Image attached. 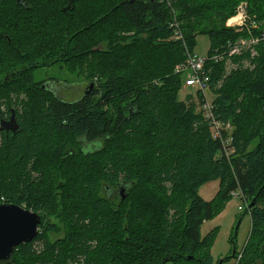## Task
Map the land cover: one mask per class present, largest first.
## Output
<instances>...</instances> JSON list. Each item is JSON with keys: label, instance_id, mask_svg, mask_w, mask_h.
<instances>
[{"label": "trees", "instance_id": "trees-1", "mask_svg": "<svg viewBox=\"0 0 264 264\" xmlns=\"http://www.w3.org/2000/svg\"><path fill=\"white\" fill-rule=\"evenodd\" d=\"M43 1L59 6L43 11L57 20L52 34L68 35L62 49L46 41L49 56L26 32ZM237 2L0 0V119L13 112L18 125L15 134L0 130V204L41 218L38 235L0 264H214L216 230L201 238L200 229L238 192L251 222L240 264H264V42L257 55L251 45L224 55L261 40L264 25L254 26L264 22V0H246L238 32L225 27ZM174 24L182 40H170ZM197 36L209 39L207 59L222 55L205 62L207 92L214 118L234 127L236 153L193 103L178 100L183 77L174 70ZM57 52L72 72L94 68L92 92L68 102L33 79L37 58ZM213 181L217 193L205 202L198 190Z\"/></svg>", "mask_w": 264, "mask_h": 264}, {"label": "rangeland", "instance_id": "rangeland-1", "mask_svg": "<svg viewBox=\"0 0 264 264\" xmlns=\"http://www.w3.org/2000/svg\"><path fill=\"white\" fill-rule=\"evenodd\" d=\"M85 2H81L77 5L76 12L77 17L79 18L80 15L78 13H81L84 9ZM234 13L238 11V9L242 8V15L245 18L246 11H248V6L246 0H238L237 4L235 5ZM50 7V9H49ZM58 4H53L49 1H43L39 8H38V16L34 17L30 25L27 26L26 32L30 34V38L33 39L35 47L33 49L36 51H45V54L48 55L50 52H47L43 45H45L46 41L48 45L55 44L62 46L61 49L66 45V39L68 37L67 33L65 31L59 32L57 35H54L52 33L56 32L58 30L57 26V20L54 15H51L50 17L48 14H46L48 11L53 10V8H58ZM67 7H71L67 5ZM48 8L49 10L45 13L43 11ZM245 8V9H244ZM245 12V13H244ZM53 13V12H52ZM44 14V15H42ZM82 14V13H81ZM232 15V16H233ZM236 15V14H235ZM31 16V15H30ZM231 16V17H232ZM255 15H252L251 17L254 19ZM32 17V16H31ZM233 16L232 18H234ZM229 20H226L225 27H229L231 29H234L235 31H239L242 26L239 25H228L230 23ZM257 19V18H255ZM233 22V21H232ZM231 22V23H232ZM259 22V21H258ZM260 25V26H259ZM259 25L256 22V25L254 26L256 31L262 30L264 22H259ZM235 26V27H234ZM48 36V37H46ZM47 38V39H46ZM263 39L259 40L256 39L254 42L255 44H252L250 46L251 51L257 55V50L254 48L255 46L263 43ZM46 43V45H47ZM89 43V42H88ZM90 44V43H89ZM51 47V51L53 50V46ZM209 47V39L206 36H197L196 37V45L194 48V53L197 56H200L204 58L207 54ZM96 48L94 47L92 51H94ZM35 51V52H36ZM37 51V54L39 53ZM245 51H248L246 49ZM62 52H57L56 54L51 55L49 61L47 62H40L43 60V58L39 57L37 58L36 62L38 66L42 65L43 67H40L33 73V79L36 82L39 81H45L47 80H58L59 83H56L54 86V92L57 94V96L64 100V101H75L81 98L85 92L87 91V94L92 92L93 89L96 87L94 80L87 78V76L90 73L94 72V68H86L85 74L79 73L77 70L74 72L67 69L65 62H60L61 59L59 58ZM49 56V55H48ZM41 59V60H40ZM40 60V61H39ZM64 60V59H63ZM47 64V65H46ZM46 66V67H45ZM250 67L248 63H244V68ZM234 69V66L227 62L225 63V71L226 73H230ZM65 89H64V88ZM209 103H212L214 97L210 92L206 93ZM205 95V96H206ZM199 94L197 92H194L193 90L189 89H181L178 95V100L181 102L186 103L187 105L189 103H193L195 106L196 113H200L205 121L204 114L201 108L202 101L200 100ZM229 123V122H228ZM212 132V130L210 129ZM226 133V139H230L229 148H227V153H236V149L233 146V133H234V127L230 124L229 128L225 130ZM261 133L264 137V129H262ZM257 142L259 139L256 140ZM253 142L249 147H247L249 150L252 149L257 142ZM218 190V182L213 181L209 182L203 186H201L198 190V194L201 197L202 200L205 202L211 201ZM236 196H231V199L225 206V208L219 213L216 217L213 219L204 222L200 229V236L201 238H204L206 235H208L212 230H216V235L213 241V246L210 249V255L213 259V263H221V264H240L243 259V249L245 247L246 242L248 241L249 234L251 231V222H250V216L249 212L247 210L248 204L246 201H242L240 197L244 198L243 193H237ZM246 203L247 205H245ZM239 207L242 208V210H239ZM25 209V207H22ZM27 210V209H26ZM53 218H48L47 221H53ZM55 222V221H53ZM60 237H55L50 235V241L54 242ZM172 264V263H168Z\"/></svg>", "mask_w": 264, "mask_h": 264}, {"label": "built area", "instance_id": "built-area-1", "mask_svg": "<svg viewBox=\"0 0 264 264\" xmlns=\"http://www.w3.org/2000/svg\"><path fill=\"white\" fill-rule=\"evenodd\" d=\"M162 0H160L161 2ZM165 2H168V0H164ZM242 8L238 9L236 15L234 18L230 20V22L234 21V25H239L242 26L244 24L245 18L242 15ZM232 23H228V25H233ZM173 27L175 28V33L172 34L170 40H182V35L181 33L178 32V26L177 24H174ZM233 27V26H231ZM261 39L264 41V34H261ZM260 40V37H258ZM256 38V39H258ZM255 38H252L248 40L247 42H240L237 45L230 46L226 52H224V55L227 57H231L233 55H239L241 54L243 48L248 47L252 44H255L254 42L256 41ZM246 45V46H245ZM221 56L222 55H217L216 53L207 59V56L204 58L197 56L195 53H190L186 49V59L185 61L177 66L174 70V73L177 75H180L183 77V88H190L194 92H197V94L202 96V103H201V108L204 114L205 121L208 123L210 129L212 130L211 135L214 139H219L220 142L222 143V146L224 150L227 153V148L231 146L230 139H226V133L225 130L229 128L230 123H220L218 122L212 112V105L211 103L208 102V100L205 98V94L208 91V84H209V77L205 71V62L207 60L213 61L214 63L221 61ZM228 154V153H227ZM240 193V192H238ZM237 193L232 194L231 196H236ZM240 199H243L242 196ZM247 205V204H245ZM239 210H242L241 207H239Z\"/></svg>", "mask_w": 264, "mask_h": 264}, {"label": "water", "instance_id": "water-1", "mask_svg": "<svg viewBox=\"0 0 264 264\" xmlns=\"http://www.w3.org/2000/svg\"><path fill=\"white\" fill-rule=\"evenodd\" d=\"M0 130H10L15 134L18 126L11 117L8 122L1 124ZM119 196L124 199L121 189ZM40 222L38 213L16 205L0 204V263L9 261L19 245L29 243L37 236Z\"/></svg>", "mask_w": 264, "mask_h": 264}, {"label": "flooded vegetation", "instance_id": "flooded-vegetation-1", "mask_svg": "<svg viewBox=\"0 0 264 264\" xmlns=\"http://www.w3.org/2000/svg\"><path fill=\"white\" fill-rule=\"evenodd\" d=\"M45 82V81H44ZM45 83H47L45 86L47 87V89H49V90H52V91H54V86H55V84L56 83H59V81L58 80H47V82H45ZM44 83V84H45ZM44 88V87H43ZM64 88V87H63ZM65 89V88H64ZM85 94H87V91L85 92ZM14 116H15V114L13 113V112H11V114H10V116H9V118L7 119V118H1L0 119V126H1V123L2 124H5V122H8L9 120H10V118L11 117H13L14 118ZM14 120H15V118H14ZM1 131H4V132H11L10 130H1ZM82 145H83V142H82ZM89 147H90V145H89Z\"/></svg>", "mask_w": 264, "mask_h": 264}, {"label": "bare ground", "instance_id": "bare-ground-1", "mask_svg": "<svg viewBox=\"0 0 264 264\" xmlns=\"http://www.w3.org/2000/svg\"><path fill=\"white\" fill-rule=\"evenodd\" d=\"M245 9V8H244ZM245 13V12H244ZM247 20V19H246ZM252 22V21H251ZM231 23V22H230ZM234 23V21L232 22V24ZM254 23V22H253ZM247 25H248V23H247ZM235 27V26H234ZM233 45V44H232ZM231 45V46H232ZM222 58V57H221ZM6 123V122H5ZM2 124V123H1ZM18 126V125H17ZM7 131V130H6ZM121 189V188H120ZM37 235H38V233H37ZM22 245V244H21ZM16 250V249H15Z\"/></svg>", "mask_w": 264, "mask_h": 264}]
</instances>
